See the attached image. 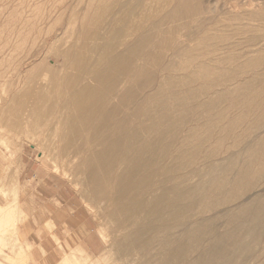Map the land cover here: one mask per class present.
<instances>
[{"label":"rangeland","instance_id":"rangeland-1","mask_svg":"<svg viewBox=\"0 0 264 264\" xmlns=\"http://www.w3.org/2000/svg\"><path fill=\"white\" fill-rule=\"evenodd\" d=\"M105 1L106 0H76V2L75 0H0V183L2 182L1 187H0V195H3L4 198H6L7 203L9 205L8 211H11V210L14 211L9 215H2V216L0 215V264H156V262L149 263V261L144 255L147 250L156 251L155 249L158 247L156 244H154V246L152 247L153 249L152 248L149 249V247L145 243V240L148 237L147 234H143L144 236L142 235L141 237V240H142L141 247L143 248V246L145 245L147 249L143 248L140 250L138 248H135L134 243L132 244V241H131L132 239L131 237H133L136 234V232L138 233V230L140 228L141 229L139 231L143 230L142 228L144 227L142 226H145L146 224V220H145L146 214L143 215L142 213L141 215V217L143 216L144 219L140 218L138 215L137 217L136 215L132 217L133 214L129 215L130 209L128 208V204H126L124 201H121L119 198L121 197L122 192L126 190L129 191L130 194L136 193L138 190L142 188L144 183L152 179L150 175V172L152 171L151 168L153 169L154 167L156 168V166H154V162H156L160 158L159 156H163L162 148L164 146H167L170 142V139L166 138V135L169 136L172 129L175 128V130H172V131H175V132H172L173 135L170 134V137L172 136L173 140L181 136V134L179 133L180 130H182V132H184L185 134L187 130V126H188V124L186 123L187 122L189 123V119L192 118V116L189 114L187 117L189 119L186 120L187 115L185 116L184 114L181 115L182 112H180L181 114H179L180 110L176 108L175 110H177L176 112H178V114L175 113L173 114L174 116L172 115V118L169 121V123L171 122L172 124V125L171 124L169 125L170 130H168L169 127L166 129L167 130L166 133L168 134H165V132L163 133L160 130H155L153 131V134L148 135L147 133H144L143 131L154 129L157 125L155 123V118L162 111L167 109L170 103H172L171 102L172 100L170 99H164V98L162 99L160 97L158 98L156 97L157 98L156 99L155 97L153 98L151 94L154 91L158 90L156 89L158 88V86H160L159 89L166 87L165 84L167 85L168 83V82L165 83L166 78H168L167 80L169 81L172 77L177 76L178 73L175 70L179 69V67L181 66V63H184V65L188 66L189 68L193 67L194 65L192 64V60H189L191 59L189 56L192 54H189L186 60V58L182 59L180 56L178 57L179 54L177 55V53L175 52L174 53L168 52L169 54H164V56L166 55V58L164 56H159V58H157L158 60L160 59L159 60L160 63L156 59V56L158 57V55H156L155 58H152V60L155 59L157 63H159V65L156 63L155 60H154L155 61L154 63L153 62L149 63L151 58H148L145 56L143 59L142 57L141 59H143V61L140 59V61L142 62H141V65L139 66L140 68L142 67L144 70H141L140 72L136 71L138 73H135V74L131 73V77L133 78H130L129 80H131L132 83L134 82L135 83L131 84L130 81L129 83H127V87L130 86L132 89L125 87L127 88L125 90V88L122 89L123 87H121L118 93L115 96L113 95L114 98L112 97V98L105 99V101L104 100L100 101L98 98V95L101 94V90L100 89L98 90L96 87L98 86L99 88L101 86V89L103 87V84H104L103 80L105 81L106 79L103 76H106L109 74L108 73L109 70L107 71L108 68L106 69L107 67L106 64L109 62V60L107 59L108 61L107 60L104 61L106 63H102L104 58L102 59L99 56H97V54H94V56L92 54V52L94 51L96 47L93 46L92 48L93 51L90 47L94 44L90 45V47L89 45L88 47H86L84 46L85 42L83 40L86 39L87 37L86 34L88 35L87 32L89 30L86 31V29L87 28L91 29L90 28L91 26L92 28H95L94 23L90 24V22L93 16L95 17L96 15L95 10H97L99 3L102 2V3L108 4L110 3L111 0H107L108 2L107 1L105 2ZM139 1L141 0H138L137 2L138 4L135 3V7L131 9L130 11L131 14L129 12L132 18L137 17L139 14L138 10H139V5L141 4ZM146 1L148 2L147 4H149V6L151 3L154 6L155 4L159 6H161L162 4V6L160 7V10H158L159 12H156L157 14L154 13L156 17L158 18H160L163 14L168 16L169 14L172 13L171 8H168V9L163 8L164 5L162 3V0H158V1L156 0V2L155 0H152L151 3H149L150 0L149 1L146 0ZM193 1L194 2L189 3V5L185 4L187 7L185 5H184V8L183 6H181L179 10L183 11L184 14L178 17L177 20L173 21L172 23L171 22L168 23V25L170 26L182 27L180 30L181 33L177 35L178 43H179L178 45H180L182 48H184L185 46L189 47L190 45L194 44L192 42V39H194V37H192L190 34L194 36L196 31L198 30V27H200L201 24H204V23L209 24V25L211 24L210 26H208L209 31L215 37H217L218 41L216 42H218V44L223 43V42L226 43L229 41H233L239 44L245 42L246 39L244 38V36L240 34L237 35L234 31L237 25L243 24L244 22L260 26V28H263V31L262 29L260 30L264 32V15L261 13V11L264 13V0H193ZM141 2L143 4L146 3L145 0H142ZM55 6H57V8ZM164 9L166 11H164ZM188 9L190 10V12L191 11L192 12L191 13L188 12L189 11ZM160 12L161 13L163 12L162 15ZM46 14H47V17H46ZM41 16L42 18H45L46 20L41 19ZM189 19H191L190 20L191 22L189 21ZM40 20L42 21L40 22ZM44 20L47 22H44ZM62 21L64 24L62 23ZM40 23L41 24L43 23V25H41ZM59 23H60V26L62 25L63 27H60ZM146 23L147 22H145L144 24ZM89 25L91 26L89 27ZM165 26L167 25H164V24L162 25V22L159 25V27H165ZM40 27H41V30H40ZM159 27L151 26L150 27L151 29H149L150 33L153 34L156 28L158 29ZM45 29L47 30L49 29L50 31L49 30L47 31ZM30 31L31 32L34 31V32L31 33ZM262 32L259 31L258 34ZM83 36H85L84 37L85 39L83 38ZM45 38H48V39H45ZM158 39L154 41L155 43H153V45L155 44L154 47L156 48H158L159 42H160V40ZM36 41L37 42L40 41V42L37 43ZM78 42H80L82 46L81 48L80 46H78L79 44ZM16 44L18 45V47ZM74 45L76 47H74ZM260 45H264V41L261 42ZM20 47L22 50H20ZM28 47L29 48L32 47V48L29 49ZM83 47L84 48L86 47V49H84L85 50V52L83 51L84 53H81L83 50ZM16 48L17 49L19 48L18 51ZM64 49L65 51H63ZM30 50L32 52L31 54H29L30 55L29 56L28 53ZM88 50L89 52H91L92 55H90L89 57H85L83 55L85 58L83 56L80 57L82 54H85L86 52H88ZM17 52L19 53L17 54ZM65 52L68 53L69 57H71L73 53L75 54L74 57H79V59H77V62H75L76 63L75 68L78 67L77 65H80V63L82 65L83 62L86 61V58L87 60L90 59L89 62L86 61L90 66H88V64L84 62L85 64H83L82 66L80 65L81 68L79 70H77L76 68L77 71L82 72V73L79 72L81 74H79L75 69L74 70L77 73L74 71L73 73H71V75L72 74L75 75V73L79 74V76L76 75L78 77V81L82 82L83 79H85L83 83L80 82L78 86H76V88H78V91L73 86L74 83H71L73 82L72 81L73 77H76V76L72 75L70 78L69 75L65 74L64 77H61L63 75L59 74L62 72V70H60L61 64L57 63V61H60V63L62 62L64 56H66ZM89 52L86 54L87 55L90 54ZM10 54H12V56ZM22 54L23 55L25 54V55L22 56ZM171 55L173 56L177 55V56L173 57ZM90 57L93 58V61L97 63L98 65H96L95 63L93 64V61ZM111 57L108 56L106 58L111 59ZM162 57L163 59L165 58V60L168 62L163 60ZM171 57L173 58V60H175L174 58H177L175 60L177 61V63L175 61L174 63L172 62L174 67L171 64V60H172ZM99 58L102 61L100 60L98 63L96 61L97 59L99 60ZM146 58L149 59V62L148 61L146 62ZM161 59H162V62L164 63H161ZM205 60L206 61H204V59L202 58L201 62H207L209 64H211L212 62V59H209V60L205 59ZM90 63H92V65ZM147 63L148 65H146ZM155 63L158 66L155 65ZM175 64L176 65L179 64L180 66L178 65L176 66ZM95 65L98 66L99 68L103 65V68L105 67L106 70L105 69L104 70L106 72L103 70V68H100L103 72L99 70L98 67H96L97 69L94 68ZM143 65L144 66L146 65V66L144 67ZM164 65L167 66L165 71L162 70L163 68H165ZM168 65L170 66L168 67ZM87 66L92 69L90 70ZM84 67L86 68V70L87 69L88 70L87 71L82 70L84 69ZM147 67H149L152 70H153V67L154 68L159 67V68L154 69L155 71L153 70L152 72L154 73H152L150 69ZM146 68H147V71H145ZM169 68H172L170 69L171 71H168ZM66 70H70V69H66ZM166 70L169 72L170 75L168 74V72L165 73ZM83 71L84 72L86 71L87 76L89 74H93L92 72H94V74L99 75V77L101 76L100 79L101 80L103 79V80L101 81L98 78V76L96 77L94 74L92 75V77L95 80L92 79L91 75H89V77H87L86 74L83 76V73H84ZM89 71H92V72L89 73ZM100 71L102 73H100ZM142 71L143 73L146 72L144 73L145 74L144 76H143ZM162 71L165 74H163ZM173 71L175 73H173ZM186 72L188 73V71ZM263 74H260L261 77ZM138 75L143 76L145 80H143L144 79L143 77H138ZM66 76H68V80ZM153 76L155 77L157 76L156 77L157 80L156 81L150 80L152 81L150 82L149 79L150 77L151 79L152 78L154 79ZM241 76L242 77H240L239 75L228 76V78L232 80H240L244 77H246L245 79H248L249 77L246 75H241ZM90 77L91 79H89ZM251 77L254 79L255 82L257 81L259 82V84L264 86L263 85L264 76L261 78L259 75L254 74ZM69 78L71 79L70 82H68ZM97 78L101 81V83H103L102 85L100 81L97 82L98 81ZM140 78H143V79H140ZM146 78L149 81V86H146L145 83L144 85L146 86V88L147 87L150 88V86H152L151 87L152 89L150 90H146L145 86L143 85V82L146 81ZM257 78L259 80H257ZM66 80L71 85V88L69 87V84L67 86V83L64 82ZM91 80L93 84L91 83ZM159 80H160V83H158ZM87 81H89L92 85L88 83ZM148 81H146L147 85H148ZM161 82L164 84H162ZM53 83L55 84V86L53 85ZM96 83H100V84H96ZM150 83L151 84L154 83V84L150 85ZM80 84L82 85V87L89 84L93 89H95L93 92L100 91L98 92L99 94L93 93L92 94L93 96L91 95L92 97H90V100L92 101L94 100L93 102H95L96 97H97L100 103L97 102L96 100V102L93 104V102L89 100L90 102L88 104V100H87L88 107L86 103L85 104L83 103L84 105L78 104L79 105L78 107L77 101H75V99L78 98V94L80 93L79 91H81L82 87H80ZM128 84H131L133 87ZM160 84L162 85V87ZM72 87L76 89V90L74 89L75 92L72 89ZM67 88L68 89L70 88L69 92L67 91L68 90ZM141 88L142 89L144 88L143 89L144 91L141 90ZM176 88L177 87H175V89ZM260 88L257 90L258 92L259 90L262 92V89ZM60 89L62 90L60 91ZM175 89H173V91ZM71 90H73L72 93H70ZM130 90H132V92H127ZM248 90L251 91V89H248ZM248 90L246 92L242 90V93H244L242 94L243 95V97L241 98L242 101L252 100L251 96L248 97V95L253 96L256 93V90H252L251 92ZM177 91H179V88L175 90V92ZM124 92H126L125 93L126 95L129 93L127 96L129 97L131 96L130 97L132 99L131 103L129 101L130 98L124 95ZM144 93H146V95L149 93V95H151L152 97L151 96L148 97ZM94 94L96 95L94 96ZM261 94L263 95L264 92ZM25 96L28 98H25ZM31 96H34L33 100ZM36 96L40 98L39 99L40 101L38 100ZM41 96L43 98H41ZM60 96L62 98H60ZM144 96H145V99H144ZM73 97H75L74 100L72 99ZM122 98H123V101L121 100ZM152 98L155 100L153 101ZM35 99H37L38 101H34ZM109 99L110 101H108ZM67 100L70 103H68ZM124 101L126 102L129 101L128 102L129 105L128 106L126 105L127 107H125L126 102ZM37 102H39V104H37ZM103 103L105 104V106H102ZM228 103L230 104V102ZM228 103L226 104L229 105ZM227 105L225 106L224 104L221 107L220 106L216 107L217 111L215 108L212 109L211 111L212 117L217 116V115H222L221 113L226 115L225 122L222 124L218 122H214L215 120L217 121L219 120L217 118H214V120H212L211 124L207 127L208 128L207 129L206 127L202 126L205 124L203 123L204 121H202L205 119V116L204 118L202 116V118L200 119L197 118V119L201 123L199 124V126H201L202 128L200 129V133L202 135H206V131H209L210 133H212V135L209 138L212 140H210L208 143L209 145H213L211 146V148L213 149L210 150V153H212V155L210 157V162L207 165L219 167V169L223 168L224 175L228 174L230 177H233L235 175H231V174L238 173L237 170H239L241 166L240 160L244 158L246 159V149L245 151L242 148L240 150V147H238V145L240 144V142L248 141L249 136L247 137L245 135L246 136L245 137L243 134V130H245L244 127L242 128L241 126H238L240 123L238 121L240 119L230 117L231 111L234 112V110L236 111L237 109L233 108L232 110V108ZM140 106L141 107L143 106V107L141 108V116L137 120L136 111L137 109H139ZM177 106L178 105L176 104L175 107ZM83 107L85 108L82 109ZM226 107L228 111H226L227 110ZM87 108H91L92 111H90L91 109L90 110L88 109L89 112L88 110L86 111ZM61 109L63 111H61ZM128 109L130 113L126 117V112L128 111ZM229 109L231 111H229ZM171 110L172 109H170V111ZM48 111L50 114L47 113ZM201 112H204L203 115H206L207 109H204ZM38 113L41 114L42 117ZM42 113L43 114L45 113V116ZM94 113H96V115ZM84 114L86 116L88 115L89 116V117L87 116L88 118L92 117L96 119L95 120L93 119L91 123L90 120H92V118L89 120L88 118H86V116H84ZM177 116L180 118H178ZM228 116L229 118H226ZM125 117H126V120L130 119L129 120L130 122L129 121L125 122L126 121ZM130 117L131 118L133 117V119L135 118V120H133V126H132V121ZM181 117L185 119H181ZM85 118L90 123L86 122V120H84ZM233 118L237 120L236 126L238 127V128L237 127L234 128V131L233 129H230V122H229V120ZM66 119L68 121H66ZM180 119L182 120L181 123H184L183 125L181 124L182 125L181 127L183 129L182 128L180 129V126L178 127V125L180 124L178 123V121ZM120 120H122L121 123H123L121 124L120 122H118L120 123L121 126L125 125V126H129V128L122 126V128L124 127L126 129L125 130L124 128L122 129L121 126H119V124L116 126L117 121H120ZM136 120L138 123V128L136 127V124H137ZM183 121H187V122H183ZM232 121L233 120H231V122ZM213 122L214 124H218V125H214ZM81 123H83L84 125H81ZM127 123H130L131 125H128ZM85 124H89L87 125L88 128ZM195 124L198 125L197 123ZM220 124L222 126L225 124L224 126L228 127V129L226 127V133H225V135L226 134L227 135L223 136L225 143L222 140L223 138L221 139L222 140L221 141L220 139H217L214 137V132L216 131L218 133ZM80 125L83 126L82 128L83 130L80 129L81 127ZM173 125L175 127H173ZM113 126H114L113 129H110V131L107 130L109 128H112ZM117 127L119 129L116 130ZM134 127L137 129H135ZM177 128H178V131H177ZM129 129H131L132 131ZM104 130L108 131L106 132L107 135L106 133L104 134L105 132ZM111 130H114L112 132L114 133L115 137L120 136V135L123 136V133H124V136L115 138ZM135 130L137 131L135 132ZM115 131L116 132L118 131V132L115 134ZM235 131H237V133ZM119 133L120 135H117ZM143 133L145 134V137L147 138L149 137V139L151 138L150 141L149 139L143 136L144 135ZM175 133H176V138H174ZM230 133H232V135ZM177 134L178 135L180 134V135L177 137ZM238 134H240L239 137L237 136ZM111 135H113L112 138L114 137L113 140L111 138ZM128 135L131 140L130 142L128 141L129 140ZM135 135L136 136L140 135L139 136L140 138L142 135L143 136L142 139L143 140L146 139V145L142 146L145 149L141 147L142 150H139L140 148H138V151L139 152L141 151L142 153L141 152L140 154L137 153V155L135 156L137 160L133 156H128L123 161L120 160L118 167L115 169L116 177H113V180L111 182L112 184H114V186H112L113 189L112 187H108L105 190L104 183L106 182L105 179H107L106 174L109 173L110 168L113 163L111 161L110 154L113 151L114 144L118 143L116 145L119 147L120 146L123 147L126 144L123 148L124 150H127L130 148V147L128 148V146L131 145L132 141H135L139 145V140L140 142L143 140L140 138L138 139V136L135 137ZM125 136L126 138H124ZM227 136L229 139L226 138ZM235 137L240 138V140L237 138V139H234L235 141L237 140L236 142H234L233 138ZM252 137L250 138L252 139ZM118 138L120 140H117ZM106 139L107 141H105ZM121 139L122 140L124 139V141H121ZM244 139H246V141ZM126 140L129 143L128 142L126 143L125 142ZM227 140L231 141L232 144L235 143L233 144V146L235 147L230 146L231 143L230 142L228 143ZM119 141H121V143ZM123 142L124 144L122 145ZM135 142H133L132 144L133 148L137 147ZM111 145L113 147L112 150H111ZM116 145H115V149L116 148L118 150L122 149V148L119 149V147H116ZM109 146H110L109 150H106ZM146 147H147V150H149L150 152L151 151L154 152L153 153L154 155L148 152L146 150ZM224 148H226L227 151L226 149L224 150ZM232 148L234 149L232 150ZM144 151L146 152L147 155L145 154ZM242 151L244 152L242 153ZM147 152L150 153V155L153 157H151ZM230 152L231 153L233 152L234 154H231ZM119 153H122V151H120ZM142 154L144 156H147L146 158L150 156L149 157L150 159L148 158L149 161L148 160L146 161V159L143 158L144 156L141 157ZM205 154L206 153H203V151L202 153L201 152L198 153L196 161H195L196 162L195 167L197 168L199 167L201 170L205 167L206 164L203 166L199 162L200 161L203 162V159L205 157L202 158V155L205 156ZM154 156H156V158ZM226 156H228L229 158ZM138 157H140L141 160ZM212 157L214 159L218 157L219 163L217 162L218 158L214 160ZM151 158L152 159L154 158V159L151 160ZM172 158L173 156L168 158L169 160L167 159L166 164L165 165L163 164L160 169L161 173L165 172L166 179L169 178L168 176L170 175V173H173L171 175H174V174L176 175V172H172V171L177 170L179 167L176 160L174 162L173 161L174 158L173 159ZM145 161L146 163H144ZM222 161H224L226 166L224 165ZM147 162H150L151 164L153 163L154 167H152V165L150 163L148 164ZM220 162L222 164H220ZM138 163L145 164V166L143 167L140 165L143 168V170L139 169L141 167L138 166L139 165ZM148 165H150L151 168H149ZM200 166H202V168ZM145 167L149 169L148 172L144 171V170H147ZM190 169L191 168L186 169L187 173H190L189 171ZM167 170L169 172V173L167 172L168 175L166 174ZM186 170L184 171L182 170L180 173H182V175L184 176L187 174ZM143 171L144 173L141 174ZM137 172L139 175H137ZM145 174H146V179L145 181H143V179H140V177L142 176L143 178ZM194 178L195 179L192 178L193 180L191 179L193 182L190 180L188 184L195 183V181L198 180V176L196 177L195 175ZM175 180H178V178ZM244 181L246 182V178L244 179ZM185 183L187 182H184V184ZM247 183L248 181L246 183L243 182V185H245L243 186L244 187L243 190L245 191L242 190L244 196H242V198L240 199L241 201L246 200V202H247L246 198L248 196L250 197V194L252 196V194L256 190L257 191L255 193H260L259 190L261 191L264 190V188H262L264 186V183H260L259 181H257L256 185L259 187L258 189L256 188L254 190H247L246 188V185H248ZM161 185H159V187L161 186L162 190L163 188L166 189L168 187L167 183L166 184L163 183ZM158 191H161V190H158ZM245 192L247 196L245 195ZM172 195H174V193ZM145 201L146 200L142 201L143 202L142 209L144 213H146L144 209H146V206H147V201L146 202ZM22 205L28 206L27 208L32 212L40 211L43 213L45 212L47 213L41 220H39L40 225L43 227V230L38 231L36 229H32L29 231H24V230L18 229V227L24 223L30 222L31 224H33L34 222H36L33 218H31V216L26 218L25 213L19 212L18 210L19 206H22ZM232 206L233 205L231 204V207ZM258 215L264 217V207L258 211ZM142 220H144V222H142ZM131 221H133L134 223ZM137 222L141 223L142 225L141 224L135 225V223ZM263 223H264V218L262 219V223L259 226L261 229H259V227L257 229L259 233L258 235L259 237L257 238L260 240V243H259V240H257V238L256 240L252 239L249 232H248L249 234L247 233V235L245 234L243 237L244 241L248 242L250 245L253 244L251 247L253 250L255 249L252 252L254 256L251 253L247 257L246 260H245V257H239L238 263L236 262L233 264H255V262H257L256 264H260V263L264 264V238H263L264 237V229H263L264 224ZM133 229H136V230H133ZM249 258H251L252 261H250L251 259ZM259 259H261V262H259L260 261Z\"/></svg>","mask_w":264,"mask_h":264},{"label":"bare ground","instance_id":"bare-ground-1","mask_svg":"<svg viewBox=\"0 0 264 264\" xmlns=\"http://www.w3.org/2000/svg\"><path fill=\"white\" fill-rule=\"evenodd\" d=\"M141 1H139L141 4L139 5V10H138V13L139 14H138L137 17H135L136 19L131 17V15H130L131 12L130 11H131V9L133 7H135V3L138 4L137 3L138 0H111L110 3H108V4L100 2L99 3V6L97 7V10H95V12H96L95 14L96 15H95V17L93 16V18H92V20L90 22V24L91 23H94V25H95L94 27L95 28H92V26L89 25V27L91 26L90 27L91 29H88V28L86 29V31L89 30L87 32L88 35L86 34V36H87L86 39L84 38L85 36H83V38L86 40V41L83 40L85 42L84 46L88 47V45H89V47H90V45L94 44L90 48L92 49L93 46L96 47L95 48L96 51H95V49H94V51L92 49L93 56H94V54H97V56H99L100 58H102V59L104 58L105 59V60L103 59V61H102L99 58V60L97 59L96 62L99 63V61L101 60L102 63H106L104 61H106L107 59L109 60V62L106 64L107 65L106 69L108 68L107 71L109 70V72H108L109 74L106 75V76H103L104 78H106L105 81L102 79L103 80V83H104L103 84V83H101V81H102L100 79L101 76L99 77V75H96V74H94V72H92V71L95 70L94 68L98 67V66H96L98 64L95 63L93 61V58L90 57L92 59V61H93V64L95 63L96 65L93 68L94 70L89 71V73L92 72L96 77L98 76V78L101 81L97 78L98 79L97 82L100 81L101 85L103 84L102 89H101V86L100 85H99L100 86L99 88L96 85L97 86L96 88L98 90L99 89L101 90V94L98 95V98H99L100 101L101 100L102 101L103 100L105 101V99L112 98V97L114 98V96L118 93V91L121 89V87H123L122 89H124L125 87H127V83H129V81H130L131 84H134L135 82L132 83L131 80H129L130 78H133V77H131V73L135 74V73L140 72L141 70H144L142 67L140 68L139 65H141V62L143 61V59H144L145 56L148 57V58H151V60H152V58H155L156 55H158V57L156 56V59H157V58H159V56H164V54H169L170 52H173V53L175 52V53H177V55L179 54L178 57L180 56L182 59L183 58H186V60H187V57L189 56V54H192V55L189 56L191 58L189 60H192V64L194 65L193 67L189 68L188 66H185L184 63H181V66L179 64H177L178 66H180L178 70H175L178 73V74L176 73L177 76L176 77L174 76L172 78L170 77L171 79L169 81L167 80L168 78H166V76H165V78H166V82L165 83L168 82L167 85L165 84L166 87H164L162 89H159L160 86H158V88H156L158 90L154 91V89H153L154 92L151 94L153 96V98L154 97L155 98L156 97L157 98L160 97L162 99L163 98L164 99H170V100H172L171 101L172 103H170L168 105L167 109H165L164 111H162L155 118V123L157 124L156 127L154 129H151V130H144L143 131L144 133H147L148 135H151V134H153V131L160 130L163 133L165 132V134H168V133H166L167 132L166 129L171 124V122L169 123V121L171 120L173 114H175V113L178 114V112H176L177 110H175V108L180 110V111L178 110L179 111V114H181L180 112H182L181 115H183V114H184V116L187 115L186 118L190 114L192 116V118H190V119L187 118L186 119V120L189 119V123L187 121H183V122H187L186 124H188L187 130H186L185 134H184V132H182V130H180L179 133L181 134V136L178 137L180 134L179 135L177 134V137L178 138H176V133H177L176 132L174 134V136H175L174 138H176V139L173 140L172 139L173 137L172 136L170 137V134H172V132H175V131H172V130H175V128H174V129L171 130V133L169 134V136L166 135V138L170 139V142H169V144L167 146H164L162 148V154H163V156H159L160 157L159 158L160 160L158 159L156 162H154V166H156V168L153 166V163L151 164L150 162H147L148 164L150 163L152 165V167H154V169H153V168L150 167V165H148L149 168L152 169V171L150 172V175H151L152 179L150 181L146 182V183L143 182L144 184H143L142 188L140 190H138L136 193L130 194V192L126 190V191H123L122 192L121 197L119 198L121 201H124L126 204H128V208L130 209L129 215L130 214L131 215L133 214L132 217H134V215H136V217H137V215H138L140 218H143V216L141 217L142 213H143V215L146 214V216H145L146 224H145V226H142V227H144V228H142L143 230L142 231H139L141 229L140 228L138 230V233L136 232V234L133 237H131L132 239L130 238L131 241H132V244L134 243V247L135 248H138L140 250L143 249V248H146L145 245L143 246V248L141 247L142 246L141 245V242H142L141 237H142L143 234H147L148 237L145 240V243L149 247V249L152 248L154 246V244H156L158 247L155 249L156 251L147 250L144 255L147 258V260L149 261V263L156 262V264H233V263H236V262L238 263V261H239L238 258L239 257H245V260H246L247 257L255 249L253 250L252 247H251L253 244L250 245L248 242L244 241L243 237H244L245 234L247 235L248 232L250 233L252 239H255L256 240V238L259 237L258 236L259 233H258L257 229L260 226V224L262 223V217L260 215H258V211L264 207V201H262L263 198L261 197L260 200H258V201L257 200H254V201H252L250 203V202H248V198H249V196H248L246 198L247 199V202H246V200L245 201H243V200L241 201L240 199L242 198V196H244L243 191H245V190H243L244 187H242V185H243V182L244 183L247 182V181L246 182L244 181L245 174H242L240 172V169H239V170H237L238 173H235V172H237V171H235L234 172L235 174H231V175H235V176L230 177L228 174H225L224 175V172H223L224 169L223 168L219 169V167H214L212 165L211 166L210 165H207L210 162V157L212 155V153H210V150L213 149V148H211V146H213V145H209V143H208L210 140H212V139H209L210 136L212 135V133H210L209 131H206V135H202L200 133V129H202V128H201V126H199V124H201V123H200V121L198 119L202 118V116L204 118V116H205V119L202 120V121H204L203 123H205L204 125H206V126H204V125H202V126L203 127H206V128L211 124V122H212V120H214V118L219 119L218 121L215 120L214 122H218V123H221L222 124V123L225 122V116L226 115H224L223 113H221L222 115H217V116H213L212 117V115H211L212 114L211 113L212 109H214V108L216 109V107H219V106L221 107L224 104L226 106L227 105L226 103H228V102H230V104L228 103L229 105H227V106H230V107L231 106L238 105V104H241V101H242L241 98L243 97L242 94H244V93H242V90H244L246 92L248 89H251V91H252V90H258L260 87H261L260 89H263L264 88V86H262L261 84H259V82H257V81L255 82L254 79L251 77L254 74H257V75H259L261 77L260 74H263L264 73V63H263L264 62V45H260L261 42L264 41V34H262V33H264V32H262L263 31V28H260V26H257V25H254V24H250V23H247V22L245 23L244 22L243 24L237 25L235 27L234 31H235V33L237 35L238 34L243 35L244 38L246 39L245 42L239 44V43H235L233 41H229V42H226V43L223 42V43H219L218 44V42H216V41H218L217 40V37H215L209 31V27L208 26H210L211 24L209 25V24H205L204 23V24H201L200 27H198V30L195 33L196 35L194 34V36H193L192 34H190L192 37H194V39H192V42L194 44L193 45H190L189 47H186L185 46L184 48H182L180 45H178L179 43H178V38H177V35H179L181 33L180 30H181L182 27L170 26V25H168V23L169 22L172 23L173 21L177 20L178 17H180V16H182L184 14L183 11L179 10V8L181 6H183V8H184V5L185 4L189 5V3H192L194 1L193 0H162V3L164 5L163 8H165V9L166 8L167 9L168 8H171L172 9V13L167 16V15H164V14L162 15L163 12L162 13L160 12L161 15H162L160 18L156 17V15L154 13L159 12L158 10H160V7L162 6L161 3H160L161 6L156 5V4L154 6L151 3L152 0H150V1L148 0L149 3L152 4V5L150 4V6H149V4H147L148 2L146 0H145L146 3H144V4ZM75 2H76V0H75ZM155 2H156V0H155ZM55 7L57 8V6H55ZM165 9H164V11H166ZM129 12H130V14H129ZM188 12H190V10ZM50 13H52V12H50ZM261 13L264 15V13L262 11H261ZM54 14H55V12H54ZM194 14H195V12H194ZM42 16H41V19H45V18H42ZM254 16H256V15H254ZM46 17H47V14H46ZM59 18H61V17H59ZM88 19H89V17H88ZM45 20H44V22H47ZM190 20L191 19H189V21ZM41 21L42 20H40V22ZM48 21H49V19H48ZM88 21H87V23H88ZM196 21H197V19H196ZM143 22L144 23L147 22V23L144 24ZM161 22H162V25L164 24V25H167V26H165V27H159V25H160ZM43 23L42 24L40 23V24L43 25ZM60 23H59V26H60ZM62 23H63V21H62ZM151 26H155V27H159V28L158 29L156 28L155 32L152 34L149 31V29H151L150 28ZM60 27H63V26L61 25ZM260 29H262V31ZM40 30H41V27H40ZM45 30H47V29H45ZM259 31L262 32V33L258 34ZM33 32H31V33H33ZM39 33H40V31H39ZM83 33H84V31H83ZM28 34H30V33H28ZM61 36H62V34H61ZM40 38H41V36H40ZM45 39H48V38H45ZM157 39L160 40L158 48L154 47L155 44L153 45V43H155L154 41H156ZM40 41H38V42L36 41V42L39 43ZM81 41H82V39H81ZM27 43H28V41H27ZM37 43H35V44H37ZM78 43H79L78 46H80V48H81L82 46H81L80 42H78ZM25 46H23V47H25ZM29 46H30V44H29ZM17 47H18V45H17ZM35 47H36V45H35ZM74 47H76V46L74 45ZM86 47L85 48L83 47V50L81 49L82 50L81 53H84L85 52L84 49H86ZM28 48H27V50H28ZM30 48H32V47H30ZM18 49H17V51H18ZM20 50H22L21 47H20ZM31 50H33V49H31ZM31 50L29 51V53L28 52H26V53H28V55L31 54V52H32ZM63 51H65V49ZM88 52H89V50H88ZM88 52H86V53H88ZM15 53H16V51H15ZM18 53L19 52H17V54ZM89 53L90 54H88V55L86 54L87 56L85 54H82V55L80 54L81 56L80 55L79 56L82 57L84 55L85 57H89L90 55H92L91 52H89ZM10 55L12 56V54H10ZM24 55L22 54V56H24ZM65 55L66 56H64V58H63V60H62L61 63H60V61H57V63L61 64L60 65V67H61L60 70H62V72L59 73V74H62L63 75L61 77H64V75L67 74L71 78V76L74 75V74L71 75V73H73V71L76 72L77 70H79L81 68V66L83 64L87 63L86 61L89 62V60H90V59L87 60V58H86V61H84L85 63L83 62L82 65L80 63L81 66L80 65H77L78 67H76L77 68V70H76V68H75V64L76 63L75 62H77V59H79V57H74L75 56L74 53H73V55L71 57L68 56V53H66ZM108 56H110V57L112 56L111 59L106 58ZM171 56H173V55H171ZM176 56H173V57H176ZM142 57H143V59H141ZM164 57L166 58V55ZM74 58L76 59V61H75ZM84 58H83V60H84ZM148 58H146V62L147 61L149 62V59ZM165 58L163 59V57H162L163 60H165ZM202 58L204 59V61H206L205 59H208V60L209 59H212L211 64H209L207 62H201V59ZM140 59L142 61H140ZM162 59H161V63H164V62H162ZM174 59L176 60L177 58H174ZM151 60H150L149 63H151V62L154 63L156 61L155 59H154L155 61L154 60L151 61ZM175 60H173V58H172V60H171L172 66H173V63H174ZM139 61H140V63H139ZM166 62H168V61H166ZM175 62L177 63V61H175ZM156 63H157V61H156ZM156 63H155V65H157V64L159 65L160 61H159V63H157V64ZM90 64L92 65V63H90ZM143 64H144V62H143ZM146 65H148V63ZM88 66H90V65L88 64ZM157 66H155V67H157ZM169 66L170 65H168V67ZM85 67L82 70H86ZM159 67H161V66H159ZM166 67L167 66H165V68H163L162 70L165 71ZM88 68L90 70L92 69L90 67H88ZM100 68H103V65ZM100 68H99V70H101ZM147 68H149V67H147ZM147 68L145 69V71H147ZM158 68H154L153 67V70L154 69H158ZM66 69H70V70H66ZM104 69H105V67L103 68V70ZM170 69H172V68H169L168 71H171ZM153 70L150 69L151 72ZM86 71L85 72L83 71L84 72L83 73V76L86 74ZM101 71H100V73L103 72V71L102 72ZM136 71H138V72H136ZM168 71L166 70L165 73H167ZM186 71H188V73ZM77 72L79 73L81 71H77ZM97 72H98V70H97ZM105 72H104V74H105ZM148 72H147V74H148ZM157 72H155V73H157ZM76 73H75L74 76H76V75L79 76V74H81L82 72L79 73V74H76ZM95 73H96V71H95ZM142 73H143V71H142ZM144 73H146V72H144ZM144 73H143V76L145 75ZM152 73H154V72H152ZM160 73H161V71H160ZM162 73L165 74L163 71H162ZM173 73H175V72L173 71ZM93 74H89V75H91V77H92ZM104 74H102V75H104ZM168 74H169V72H168ZM89 75L87 76V74H86L87 77H89ZM237 75H239L240 77H242L241 75H246V76H249L251 78L248 77V79H245L246 77H244V76H243L244 78H242V79L239 78L240 80H232V79H229L228 78V76H237ZM77 76L76 77H73V79H75V78L76 79L75 80L72 79L73 82H71V83H74L73 86L75 88L81 82V81H78V77ZM95 76H94V78H95ZM143 76H139L138 75V77H143ZM263 76H264V74L262 75V77ZM66 77H67V80H68V76H66ZM91 77L89 79H91ZM151 77H150L149 81L150 80H152V81L153 80H155V81L157 80V78H156L157 76L156 77L153 76L154 79L153 78L151 79ZM65 78H63V79H65ZM70 78H69V81L68 82H70V80H71ZM143 78H140V79H143ZM81 79H79V80H81ZM92 79H93V77H92ZM67 80L64 81V82H66L67 83V86H68L69 83L67 82ZM93 80H95V79H93ZM143 80H145V78ZM143 80H142V82H143ZM257 80H259V79L257 78ZM83 81H85V79H83ZM83 81L81 83H83ZM146 81H148L147 78H146ZM146 81L143 82V85L145 83L146 86H149V81H148V85H147ZM152 81H150V82H152ZM64 82H63V84H64ZM87 82L90 83L89 81H87ZM87 82H85V83H87ZM91 83H92V80H91ZM100 83H96V84H100ZM158 83H160V80H159ZM84 84H83V86H84ZM131 84H128V85H131ZM153 84L150 83V85H153ZM162 84H164V83H162ZM53 85L55 86L54 83H53ZM94 86H95V84H94ZM146 86H145V89L146 90L152 89L151 88L152 86H150V88L149 87L146 88ZM47 87H48V85H47ZM69 87L71 88V85L70 84H69ZM80 87H82L81 84H80ZM161 87H162V85H161ZM175 87L179 88V91L175 92V90H177V88L175 89ZM64 88H66V87H64ZM70 88L69 89L67 88L68 90L67 89L66 90L69 92L70 91ZM75 88L72 87L73 90ZM127 88L132 89L130 86L127 87ZM127 88H125V90ZM153 88H155V87H153ZM76 89L78 91V88H76ZM143 89L141 88V90H143ZM173 89H175V90L173 91ZM61 90L62 89H60V91ZM73 90H71L70 93H72ZM75 90H74V92H75ZM94 90L95 89H93L89 84L88 85H85L84 87H82L81 88V91H79L80 93L78 94V98H76L77 100L75 99V101H77V106L79 107L78 104L84 105L85 103L87 105V100H88V104H89V102L92 101V100H90V97L93 96L92 94L93 93L100 92L98 90H97L98 92H93ZM248 91H250V90H248ZM127 92H132V90L127 91ZM125 93L126 92H124V95H126ZM144 94L146 95V93H144ZM260 94H261V91L260 92H256L253 96L252 95H248V97L251 96L252 100H256V99H259ZM70 95H72V94H70ZM95 95L96 94H94V96ZM142 95H143V93H142ZM151 95H149V93H148L146 96L149 97ZM263 95L261 94V96H263ZM31 97H32V100H33L34 96H31ZM36 97L38 98V96H36ZM75 97H73L72 99L74 100ZM127 97H129V96H127ZM25 98H28V97L25 96ZM41 98H43V97L41 96ZM60 98H62V97L60 96ZM98 98L96 97V100H97V102L100 103V101H98ZM123 98L121 99L122 101H123ZM261 98L262 97H260V99ZM39 99L40 98H38V100ZM144 99H145V96H144ZM243 99H245V98H243ZM38 100L35 99L34 101H38ZM96 100H95V102H96ZM131 100L132 99L130 98V100H129L130 103H131ZM154 100L155 99H153V101ZM108 101H110V99ZM95 102H93V104ZM124 102H126V101H124ZM128 102H126L125 107H127L129 105ZM141 102H143V101H141ZM255 102L256 101H254V103ZM68 103H70V102L68 101ZM252 103H253V101H252ZM257 103H259V102H257ZM37 104H39V102H37ZM109 104H110V102H109ZM176 104L178 105L177 107H175ZM253 105H251V107ZM260 105H262V104H260ZM260 105H259V107H261ZM102 106H105V104L103 103ZM238 106H236V108ZM87 107H88V105H87ZM142 107L140 106L139 109H137V111H136V116H137L136 119L137 120L141 116V108ZM62 108H64V107H62ZM84 108L85 107H83L82 109H84ZM91 108H87L86 111L88 109L90 110ZM99 108H101V107H99ZM66 109H65V111H66ZM92 109L90 111H92ZM170 109H172V110L170 111ZM204 109H207L206 115H203L204 112H201ZM226 109H227V107H226ZM89 110H88V112H89ZM173 110H175V111H173ZM220 110H222V109H220ZM250 110H252V108ZM61 111H63V110L61 109ZM216 111H217V109H216ZM223 111H225V110H223ZM226 111H228V109ZM229 111H231V110L229 109ZM214 112H215V110H214ZM256 112L258 113V111H256ZM45 113L44 114L42 113V114L45 116ZM47 113H49V111ZM64 113H66V112H64ZM129 113H130V111L128 109V111L126 112V117L128 116ZM94 114L96 115V113H94ZM236 114H238V113H236ZM250 114L251 113H249V115ZM39 115L41 116V114H39ZM255 115H256V113H255ZM84 116H86V115L84 114ZM87 116H86V118L89 117V116L88 117ZM251 116L252 115H250V117ZM126 117H125V120H126ZM230 117H232L231 114H230ZM61 118H63V117H61ZM86 118L84 120H86V122H88ZM91 118H88V119L90 120ZM178 118H180V117H178ZM226 118H229V116L226 117ZM246 118H249V117H246ZM246 118H244V120ZM259 118H262L261 115H260ZM93 119L94 118H92V120H90L91 123H92ZM181 119H185V118H182L181 117ZM181 119L178 121V123H180L178 125V127L180 126V129L182 128L181 126L184 124V123H181V121H182ZM252 119H253V116H252ZM129 120H126L125 122H127ZM133 120H135V118L133 119V117H132L131 118L132 126H133ZM137 120H136V123H137ZM231 120L232 119H230L229 122ZM241 120L243 121L242 123L245 124L244 123V120L243 119H241ZM249 120H251V119H249ZM262 120H264V119H262ZM66 121H68V120L66 119ZM121 121L122 120L117 121V123L115 122L116 123V126L118 124H119V126H121L120 125ZM253 121H255V120H253ZM83 122H85V121H83ZM118 122H120V123H118ZM214 122H213V124H214ZM238 122H240V121H238ZM262 122L263 121H261V123ZM88 123H90V122H88ZM195 123H197L198 125H196ZM236 123H237V121H236ZM121 124H123V123H121ZM127 124L128 125H131L130 123H127ZM221 124H220V128L218 129V133L216 131L214 132V137L217 138V139H220V140L223 138V136H226L227 135V134L225 135V133H226V127L227 126H224L225 124L222 126ZM250 124L252 125V123H250ZM262 124H264V123H262ZM81 125H84V124L81 123ZM85 125L87 126L89 124H85ZM214 125H218V124H214ZM249 125H246V126H249ZM122 126H125V125H122ZM122 126H121V128H122ZM134 126H135V124H134ZM125 127H128L129 128V126H125ZM136 127L138 128V123L136 124ZM173 127H175V126L173 125ZM232 127L234 128V125ZM82 128H83V126L80 127V129H82ZM87 128H88V126H87ZM113 128H114V126L112 128L107 129V130L110 131V129H113ZM130 128H131V126H130ZM137 128H135V129H137ZM211 128H209V129H211ZM233 128H231V129H233ZM249 128H250V126H249ZM249 128H248V131H249ZM261 128H262V126H261ZM85 129H86V127H85ZM117 129H119V128L117 127L116 130ZM132 129H133V127H132ZM207 129H205V130H207ZM227 129H228V127H227ZM244 129H245V127H244ZM107 130H104L105 131L104 134L106 132H108ZM129 130H131V129H129ZM168 130H170V127H169ZM112 131H114V130H111V132ZM136 131L137 130H135V132ZM177 131H178V128H177ZM183 131H185V130H183ZM243 131H245V130H243ZM262 131H264V130H262ZM117 132L115 131V134ZM201 132H202V130H201ZM235 132L237 133V131H235ZM120 133H121V131H120ZM120 133L117 134V135H120ZM236 133H234V134H236ZM112 134L114 135L113 132H112ZM126 134H128V133H126ZM134 134H136V133H134ZM230 134L232 135V133H230ZM258 134L259 133H257L256 134L257 136L256 135L255 136L258 137ZM261 134H262V132H261ZM106 135H107V133H106ZM106 135H104V136H106ZM113 135H111V138H112ZM148 135H146V136H148ZM239 135L240 134H238L237 136L239 137ZM120 136H122V135H120ZM120 136H117V137H120ZM123 136H124V133H123ZM137 136L135 135V137H137ZM139 136H138V139L140 138ZM143 136L145 137V134ZM143 136L141 135V138L140 139H142ZM114 137H115V135H114ZM117 137H115V138H117ZM113 138H112V140H113ZM124 138H126V136ZM128 138H129V135H128ZM145 138H147V137H145ZM226 138H228V136ZM237 138L235 137V138H233V140L234 139H237ZM253 138H254V136H253ZM253 138L252 139L250 138V139L253 140ZM135 139H137V138H135ZM147 139H149V137ZM150 139H149V141H150ZM238 139L240 140V138H238ZM257 139H259L258 141H260L261 138H257ZM262 139H264V138H262ZM117 140H120V139L118 138ZM127 140L125 141L126 143L128 141L129 142L131 141L130 138H129L128 141ZM152 140H153V138H152ZM171 140H172V142H171ZM213 140H215V139H213ZM222 140L224 141V138ZM244 140L246 141V139H244ZM105 141H107V139ZM121 141H124V139L123 140L121 139ZM121 141H119V142L121 143ZM236 141L234 140V142H236ZM263 141L264 140H261V142H263ZM115 142H116V140H115ZM133 142H135V141H132V143H131L130 146L127 145L128 148L129 147L130 148L132 147ZM213 142H215V141H213ZM216 142H217V140H216ZM229 142L231 143V141H228V143ZM135 143H134V145H135ZM224 143H225V141H224ZM250 143L251 142H249V144ZM258 143L260 144V142H258ZM116 144H118V143H115L114 144V146H113L114 148L111 145V150L113 148V151L112 152L110 151L111 152L110 155H111V161L113 163H112V166L110 168V171L108 170L109 173L106 172L108 175L106 174L107 179H105L106 182L104 183V185H105L104 186V189L105 190L108 187L114 186V184H112L111 182L113 180V177H116V170L115 169L118 167V165L120 163V160L123 161L128 156L135 157L137 155V153L140 154L141 151L139 152L138 151V148H140L139 150H142L141 147L146 145V139H144L141 142L139 140V145L136 143V145H137L136 148H133L132 147L131 149L129 148L127 150H124L123 149L126 144L123 147L122 146L119 147ZM123 144H124V142L122 143V145ZM221 144H219V145H221ZM231 144H230V146H233L234 143L232 145ZM243 144L245 145V143H243ZM246 144H247V141H246ZM115 145H116V147H119V149L122 148L123 150L122 149L121 150H118L117 148H116L117 149L116 150L115 149ZM244 145L242 147H244ZM247 146H245V147H247ZM233 147H235V146H233ZM109 148H110V146L106 150H109ZM114 149H115V151H114ZM143 149H145V148H143ZM225 149L226 148H224V150ZM233 149L234 148H232V150ZM146 150H147V147H146ZM243 150L245 151V148ZM101 151H100V153H101ZM120 151H122V153H119ZM147 151L150 152L149 150H147ZM202 151H203V153H206V154H205V156L202 155V158L203 157H205V158L203 159V162L200 161L201 160L200 159L199 160L200 161L199 163L201 165H203V166L205 164L206 165L201 170L199 167L198 168L195 167V163H196L195 161H196V158H197V154L200 153V152L202 153ZM226 151H227V149H226ZM244 151H242V153ZM213 152H215V151H213ZM233 152L232 153L230 152V153L231 154H234ZM251 152H249V153L251 154ZM150 153L153 154L154 152L151 151ZM150 153H148V154L150 155ZM249 153H247V154L249 155ZM143 154L141 155V157L144 156ZM145 154H146V152H145ZM226 154H227V152H226ZM213 155H215V154H213ZM219 155H221V154H219ZM171 156H173V158H174L173 161L174 162L176 160V162L178 163V166L179 167L177 166L178 169L177 170L174 169L175 171H172V172H176V175L175 174L174 175H171L173 173H170L171 177H170V175L168 176L170 179L169 178L166 179L165 172L161 173L160 169H161V166L163 164L164 165L166 164V160L168 158H170ZM229 156H230V154H229ZM259 156H261V155H259ZM146 157L147 156H144L143 158H145L146 161H147L149 157L148 158H146ZM151 157H153V156H151ZM154 157L156 158V156H154ZM226 157H228V156H226ZM242 157H244V156H242ZM138 158L140 159V157H138ZM216 158H218V157H216ZM153 159L151 158V160H153ZM257 159H259V158H257ZM136 160H137V158H136ZM146 161L144 163H146ZM212 161H211V163H212ZM255 161H256V159H255ZM262 161L264 163V160H262ZM217 162L219 163V158L217 159ZM222 162L224 163V161H222ZM229 162H230V160H229ZM144 163L143 164L138 163L139 164L138 166L139 167H141V166L143 167V166H145ZM220 164H222V163L220 162ZM255 164L253 163L252 165L254 166ZM224 165H225V163H224ZM142 167L139 168V169L143 170ZM200 167L202 168V166H200ZM145 168L147 169V167H145ZM187 168L188 169L191 168L189 170L190 173H187V170H186ZM148 170L149 169L144 170V171L148 172ZM168 170L166 171V174H167ZM182 170L183 171L186 170V173L187 174L183 176L182 173H180ZM257 170H258V168H257ZM144 171L141 174H143ZM255 171L256 170H254V172ZM249 173L251 174V172H249ZM137 175H139L138 172H137ZM195 175H196V177L198 176V180L195 181V183H189L188 184V182H190V180L192 178L195 179L194 178ZM260 175H261V173H260ZM253 176H255V175H253ZM262 176H264V175L262 174ZM176 177L178 178V180H175V179H177ZM249 177L246 178V179H251V177L250 178ZM257 178H259V176ZM140 179H143V181H145L146 174L144 175L143 178L141 176ZM168 179H169V181H168ZM263 180H264V178H263ZM259 181H260V179H259ZM184 182H187V183L184 184ZM163 183H165V184L167 183L168 184V187L166 189L163 188V190H162V187H161L162 185L161 184H163ZM159 185H161V186L159 187ZM252 186H253V183H252ZM250 187H251V185H250ZM258 187H257V189H258ZM262 188H264V186ZM112 189H113V187H112ZM158 190H161V191H158ZM247 190H248V188H247ZM250 190H252V189L250 188ZM259 191L261 192V190H259ZM169 193H171V194H169ZM173 193H174V195H172ZM245 195H246V192H245ZM250 196H251V194H250ZM251 199L252 198L250 197L249 200H251ZM144 200L147 201L146 209H144V211L146 213H144L143 212V209H142V203H143L142 201H144ZM145 202H144V204H145ZM231 204L233 205L232 207H231ZM136 221H137V219H136ZM131 222H133V221H131ZM139 222L135 223V225H140L141 223H139ZM142 222H144V220H142ZM259 229H261V228L259 227ZM133 230H136V229H133ZM248 230H250V231H248ZM248 238H250V237H248ZM263 238H262V240H263ZM257 240H259V239L257 238ZM252 242H253V240H252ZM259 243H260V240H259ZM255 248H256V246H255ZM252 255H253V253H252ZM145 257H144V259H145ZM256 257H257V255H256ZM249 259H251V258H249ZM261 259H259L260 261L259 260L258 261L261 262ZM144 261H146V260H144ZM250 261H252V259ZM245 263H246V261H245ZM256 263L257 262H255V264ZM260 264H262V263H260Z\"/></svg>","mask_w":264,"mask_h":264},{"label":"crops","instance_id":"crops-1","mask_svg":"<svg viewBox=\"0 0 264 264\" xmlns=\"http://www.w3.org/2000/svg\"><path fill=\"white\" fill-rule=\"evenodd\" d=\"M256 92H258L257 90H256ZM259 92H260V90H259ZM264 92V90L262 89V92L261 93H263ZM260 97H262L261 99L259 98V99H256V100H247V101H241V104H238V105H235V106H231V108H232V110H233V108L234 109H237L235 112H233V111H231V116L232 117H235L236 115V117L237 118H239L240 120V123H239V125L238 126H242V128L243 127H245V130L246 131H243V134L244 135H249V137H251V136H254V138H253V140H251L249 137V139L251 140V141H249V139H248V141H247V144H246V142H243V143H245V145L242 143V142H240V144L238 145L239 147H240V149L241 148H245L246 149V159H242V160H240L241 162L240 163H242V164H240L241 166H240V172L242 173V174H245V178H248L249 176L251 177V179H246V181H248V185H246V188H248V190H250V188L252 189V190H254V189H256L258 186L256 185V182L257 181H259V179H260V183H264V180H263V178H264V176H262V174L264 175V163H263V161L262 160H264V141L263 142H261V140H264V139H262V138H264V131H262V130H264V124H262V123H264V120H262V119H264V98H263V96H261L260 95ZM252 101H253V103H252ZM254 101H256L255 103H254ZM263 101V102H262ZM257 102H259V103H257ZM244 103V104H243ZM246 103V104H245ZM249 103V104H248ZM254 104V105H253ZM260 104H262V105H260ZM243 105V106H242ZM251 105H253L252 107H251ZM259 105L261 106V107H259ZM236 106H238L237 108H236ZM241 106V107H240ZM245 106V107H244ZM259 108H258V107ZM263 106V107H262ZM240 107V108H239ZM244 108V109H243ZM252 108V110H250ZM256 108V109H255ZM243 109V110H242ZM249 109V110H248ZM254 109V110H253ZM261 109V110H260ZM238 111V112H237ZM245 113H244V112ZM255 111V112H254ZM256 111H258V113L256 112ZM244 114H243V113ZM247 112V113H246ZM263 112V113H262ZM236 113H238V114H236ZM249 113H251L250 115H252L253 116V119H252V116L250 117V115H249ZM255 113H256V115H255ZM249 116H248V115ZM258 114V115H257ZM240 115V116H239ZM247 115V116H246ZM260 115H261V117L262 118H259L260 117ZM255 116V117H254ZM231 117V118H232ZM235 117V118H236ZM246 118V117H249V118H246L245 120H244V118ZM259 118V119H258ZM241 119H243L244 120V123L245 124H243L242 122V120ZM249 119H251V120H249ZM233 121V123L230 121V129L231 128H233L232 126L234 125V128H236L237 126H236V121L237 120H235V119H232ZM253 120H255V121H253ZM261 121H263L262 123H261ZM259 122V123H258ZM250 123H252V125L250 124ZM257 125H256V124ZM250 124V125H249ZM254 124V125H253ZM246 125H249L250 126V128H249V126H246ZM256 125V126H255ZM254 126V127H253ZM261 126H262V128H261ZM249 128V131H248V128ZM234 128H233V130H234ZM247 128V129H246ZM252 131V132H251ZM250 132V133H249ZM259 133L258 134V137H256L257 135V133ZM261 132H262V134H261ZM254 133V134H253ZM256 135V136H255ZM257 138H261L260 139V141H258L259 139H257ZM249 142H251L250 144H249ZM258 142H260V144L258 143ZM258 143V144H257ZM263 145H262V144ZM235 144V143H234ZM244 145V147H242ZM248 145V146H247ZM245 146H247V147H245ZM257 146V147H256ZM260 146V147H259ZM251 149V150H250ZM258 149V150H257ZM263 149V150H262ZM253 150V151H252ZM261 150V151H260ZM252 151V152H251ZM256 151V152H255ZM258 151V152H257ZM249 152H251V154L249 153ZM247 153H249V155L247 154ZM263 153V154H262ZM261 155V156H259V155ZM257 155V156H256ZM254 156V157H253ZM257 158H259V159H257ZM250 159V160H249ZM252 159V160H251ZM255 159H256V161H255ZM262 159V160H261ZM261 161V162H260ZM257 162V163H256ZM249 165H248V164ZM255 164L254 166L252 165V164ZM244 164V165H243ZM259 166V167H258ZM243 167V168H242ZM255 168V169H254ZM257 168H258V170H257ZM254 170H256L255 172H254ZM258 171V172H257ZM261 171V172H260ZM249 172H251V174L249 173ZM260 173H261V175H260ZM253 175H255V176H253ZM253 176V177H252ZM259 176V178H257ZM249 177V178H250ZM255 177V178H254ZM263 177V178H262ZM262 179V180H261ZM251 181V182H250ZM254 181V182H253ZM2 183V182H1ZM1 183H0V187H1ZM252 183H253V186H252ZM250 185H251V187H250ZM244 185H242V187H243ZM249 186V187H248ZM254 188V189H253ZM263 192V193H262ZM261 193V194H260ZM258 195L256 194V193H253L252 194V196H250L252 199L251 200H249L248 199V201L251 203L252 201H254V200H260L261 199V197L263 198L262 199V201H264V190L263 191H261ZM255 195V196H254ZM263 195V196H262ZM249 197V198H250ZM28 206H26V205H22V206H19V212H21V213H25V217L27 218V217H29V216H31V218H33L36 222H34L33 224H31L30 222H27V223H24V224H22L21 226H19L18 227V229L19 230H24V231H29V230H32V229H36V230H38V231H41V230H43V227L40 225V222H39V220H41L47 213L45 212V213H43V212H40V211H37V212H32V211H30L28 208H27ZM8 208H9V205H8V203H7V200H6V198H4V196L3 195H0V215L2 216V215H9V214H11L12 212H14V211H8ZM261 217H263V216H261ZM263 219V218H262ZM56 230V229H55ZM57 231V230H56Z\"/></svg>","mask_w":264,"mask_h":264}]
</instances>
